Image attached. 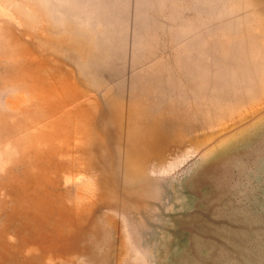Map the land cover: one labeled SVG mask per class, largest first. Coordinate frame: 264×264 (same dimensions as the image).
<instances>
[{
  "label": "rangeland",
  "instance_id": "rangeland-1",
  "mask_svg": "<svg viewBox=\"0 0 264 264\" xmlns=\"http://www.w3.org/2000/svg\"><path fill=\"white\" fill-rule=\"evenodd\" d=\"M0 264H264V0H0Z\"/></svg>",
  "mask_w": 264,
  "mask_h": 264
}]
</instances>
